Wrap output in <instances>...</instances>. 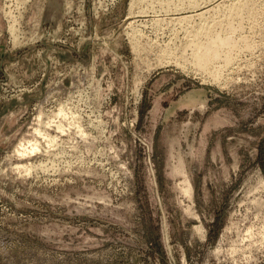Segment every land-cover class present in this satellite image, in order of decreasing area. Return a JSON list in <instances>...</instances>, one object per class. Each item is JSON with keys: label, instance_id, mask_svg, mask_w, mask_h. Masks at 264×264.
<instances>
[{"label": "rangeland", "instance_id": "rangeland-1", "mask_svg": "<svg viewBox=\"0 0 264 264\" xmlns=\"http://www.w3.org/2000/svg\"><path fill=\"white\" fill-rule=\"evenodd\" d=\"M191 1L0 0V264H264V0Z\"/></svg>", "mask_w": 264, "mask_h": 264}, {"label": "bare ground", "instance_id": "bare-ground-1", "mask_svg": "<svg viewBox=\"0 0 264 264\" xmlns=\"http://www.w3.org/2000/svg\"><path fill=\"white\" fill-rule=\"evenodd\" d=\"M178 1V0H177ZM181 2H182V0H180ZM189 1V0H188ZM191 1V0H190ZM202 1V0H201ZM249 2H250V0H248ZM54 2V1H53ZM192 2V5L194 6V7H197V6H199V4H198V2H197V0H192L191 1ZM247 2V1H246ZM251 2H252V0H251ZM52 3V2H51ZM55 3V2H54ZM250 4V3H249ZM248 3H247V5H249ZM181 5V4H180ZM191 5V4H190ZM223 5H225V3H224V1H220L219 2V4H217L216 6H214V7H211V8H207V9H205V11H201L200 13H196V14H192V15H190V16H181V17H176V19H174V20H178L179 22L181 21H184L185 23H186V21H190L191 22V20L192 19H196V18H201V19H206V15L208 14V13H212V12H217L220 8L219 7H221V6H223ZM244 5H246V4H243V5H241V6H243L242 8H239L238 6V8H239V11L241 12H243L245 9H247L248 8V6H244ZM252 5H253V3H252ZM178 6V5H177ZM192 6V7H193ZM134 7H135V3H133L132 2V4H131V12L130 13H132V9H134ZM252 7H254V6H252ZM252 7H249V9L251 8L252 9ZM6 9V8H5ZM11 9V8H10ZM9 9V10H10ZM224 9V8H223ZM231 9H232V7H231ZM241 9V10H240ZM249 9H247L248 11H250ZM7 10V9H6ZM225 10H227V9H225ZM229 10V12H230V8L228 9ZM233 10V9H232ZM231 10V11H232ZM234 10H236V9H234ZM233 10V11H234ZM13 11V10H12ZM232 11V12H233ZM239 11H235L236 13L235 14H238L239 13ZM4 12V11H3ZM10 11H8V12H6L5 14H8ZM226 12V11H225ZM229 12H227V14L229 13ZM238 12V13H237ZM253 12H254V10H253ZM14 13V12H13ZM245 13H247V11L245 12ZM11 14V15H10ZM223 14V13H222ZM233 14V13H232ZM240 14V13H239ZM241 14H243V13H241ZM250 14H252V13H250ZM8 15H10V18H12V17H14L13 16V14H12V12L11 13H9ZM15 15V14H14ZM132 15V14H131ZM212 15V14H211ZM210 15V16H211ZM221 15V14H220ZM248 15H249V13H248ZM12 16V17H11ZM215 16V15H214ZM229 16V15H228ZM236 17V16H235ZM9 18V19H10ZM16 18V17H15ZM210 18V17H209ZM212 18V17H211ZM223 19H225V18H223ZM233 19H235V18H232V20ZM12 20H14L13 21V23H10V25L8 26L9 27V33H11L12 34V36H13V38H14V42H15V44H16V42H18V39H19V37H18V34L16 33V31H18V30H16L15 29V24H17V21L15 20V19H12ZM172 20V19H171ZM221 21H222V19H220ZM16 21V22H15ZM159 21V20H158ZM227 21H229V20H227ZM9 22H11V21H9ZM217 22V21H216ZM218 22H220V21H218ZM217 22V23H218ZM15 23V24H14ZM214 23V22H213ZM228 24H230L229 22H228ZM18 25H19V23H18ZM218 25H219V23H218ZM220 25H224V24H221L220 23ZM232 25V23L230 24V26L228 25V27H229V29H231L230 27H232L231 26ZM218 27H220V26H218ZM18 28V27H17ZM194 28V27H193ZM188 29V28H187ZM20 30V29H19ZM194 30V29H193ZM222 30V29H221ZM221 30L220 31H218L217 30V25L215 26V23L213 24V25H206L205 27H200L199 28V30L197 31V35H195V37L193 38V40H192V43H191V45H190V47L192 48V54L190 55V56H192V58H193V61H195V62H197L198 63V65H199V72H200V74H201V76H202V78H203V80L205 81V80H207V78L209 77V78H211L213 81H217L218 79H217V74L221 71V68L223 67V66H225V65H223V64H218V60L220 59L221 60V58H222V55H224L225 57H223L224 59L225 58H227V57H229V53H227L228 51H225V47L226 48H228L229 49V51H231V49H233L232 47H235V44L233 43V42H235V40H233L232 38H231V36H233V35H228V36H223L222 35V32H221ZM224 30V29H223ZM234 32V30H231V33H233ZM18 32H20V31H18ZM192 32V31H191ZM195 32H196V30H195ZM194 32V33H195ZM228 32V31H227ZM229 33V32H228ZM235 33V32H234ZM189 34V33H188ZM226 34V33H225ZM230 34V33H229ZM236 34V33H235ZM12 38V39H13ZM234 38V37H233ZM248 40V39H247ZM238 41V40H237ZM241 42V41H240ZM243 42V41H242ZM236 43V42H235ZM190 44V43H189ZM233 44H234V46H233ZM190 48V49H191ZM235 50V49H234ZM230 59V58H229ZM229 59H228V61H229ZM166 63H167V61H166ZM180 63V62H179ZM230 63V62H229ZM233 63V62H232ZM225 64V63H224ZM163 66H164V64H163ZM222 66V67H221ZM209 80V79H208ZM207 80V81H208ZM210 81V80H209ZM211 82V81H210ZM63 109V111H64V108H62ZM60 111H61V109H60ZM65 112V111H64ZM63 112V113H64ZM63 113H61V114H63ZM58 114H59V112H58ZM65 114V113H64ZM58 127H60V126H58ZM63 130V129H62ZM36 133H40V134H43V133H41V129H38V128H36ZM44 136V135H43ZM45 137H47V135L45 136ZM38 141V140H37ZM37 141H35V142H32L31 140H28L27 141V143H20V145L18 146V148L15 150V151H17V153H18V155L19 156H29V155H31V154H33L34 152H37L36 150H38L39 149V142H37ZM26 165V164H25ZM20 168V167H19ZM25 168H27V166L25 167ZM28 169V168H27ZM27 169H25L26 171H27ZM29 170V169H28ZM31 170V169H30Z\"/></svg>", "mask_w": 264, "mask_h": 264}]
</instances>
